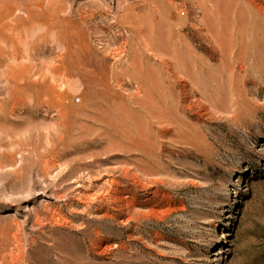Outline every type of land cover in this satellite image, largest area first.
<instances>
[{"label":"rangeland","instance_id":"374dc122","mask_svg":"<svg viewBox=\"0 0 264 264\" xmlns=\"http://www.w3.org/2000/svg\"><path fill=\"white\" fill-rule=\"evenodd\" d=\"M0 264H264V0H0Z\"/></svg>","mask_w":264,"mask_h":264},{"label":"bare ground","instance_id":"6f19581e","mask_svg":"<svg viewBox=\"0 0 264 264\" xmlns=\"http://www.w3.org/2000/svg\"><path fill=\"white\" fill-rule=\"evenodd\" d=\"M222 236H225V233H223V235Z\"/></svg>","mask_w":264,"mask_h":264}]
</instances>
